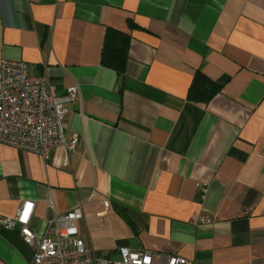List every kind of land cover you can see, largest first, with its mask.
<instances>
[{"label":"crops","instance_id":"crops-1","mask_svg":"<svg viewBox=\"0 0 264 264\" xmlns=\"http://www.w3.org/2000/svg\"><path fill=\"white\" fill-rule=\"evenodd\" d=\"M107 27L131 38L123 83L101 65ZM5 60L80 92L65 119L72 154L0 144V217L34 202L40 238L80 207L98 254L264 264V0H0ZM197 70L223 86L208 104L187 99ZM32 257L0 225V264Z\"/></svg>","mask_w":264,"mask_h":264},{"label":"built area","instance_id":"built-area-1","mask_svg":"<svg viewBox=\"0 0 264 264\" xmlns=\"http://www.w3.org/2000/svg\"><path fill=\"white\" fill-rule=\"evenodd\" d=\"M79 92V86L73 85L64 94H58L56 83L45 77L31 76L25 62L3 61L0 67V144L34 153L44 161L49 160L52 151L59 146L72 154L78 137L66 142L65 119L69 104L78 99ZM34 208V202L25 201L15 215L0 217V225L9 231H19L33 250L31 264H194L183 256L128 247H121L117 258L109 252L98 254L80 238L78 223L84 216L80 207L48 219L43 235L38 238L30 229ZM207 223L212 221L208 219Z\"/></svg>","mask_w":264,"mask_h":264},{"label":"trees","instance_id":"trees-1","mask_svg":"<svg viewBox=\"0 0 264 264\" xmlns=\"http://www.w3.org/2000/svg\"><path fill=\"white\" fill-rule=\"evenodd\" d=\"M131 26L132 28L135 27L133 24ZM130 41V36L121 31L110 27L105 29L101 50V65L114 70L120 83L125 80ZM222 90L223 86L221 84L214 82L202 71L197 70L190 85L187 99L196 104H208ZM120 215H124L123 212Z\"/></svg>","mask_w":264,"mask_h":264}]
</instances>
